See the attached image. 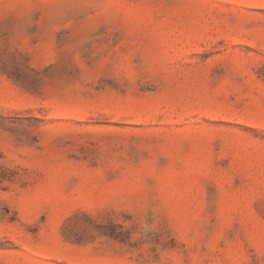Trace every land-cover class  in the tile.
Masks as SVG:
<instances>
[{
  "label": "rangeland",
  "instance_id": "rangeland-1",
  "mask_svg": "<svg viewBox=\"0 0 264 264\" xmlns=\"http://www.w3.org/2000/svg\"><path fill=\"white\" fill-rule=\"evenodd\" d=\"M0 264H264V0H0Z\"/></svg>",
  "mask_w": 264,
  "mask_h": 264
}]
</instances>
